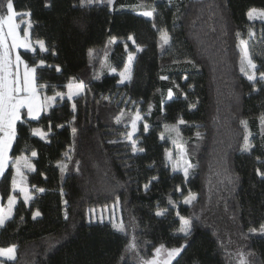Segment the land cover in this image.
<instances>
[{
  "label": "trees",
  "instance_id": "obj_1",
  "mask_svg": "<svg viewBox=\"0 0 264 264\" xmlns=\"http://www.w3.org/2000/svg\"><path fill=\"white\" fill-rule=\"evenodd\" d=\"M12 2L16 13H31L30 40L48 49L19 50L30 65L44 61L40 95L65 94L70 82L84 88L72 100L57 96L38 119L17 122L0 177L1 203L17 199L0 227V249L13 247L14 257L0 264H143L161 245L184 244L171 264H264V179L257 174L264 172V103L258 115L248 113L264 81L240 70V42L251 30L255 74L264 72V23L247 17L252 9L264 11V0ZM136 6L153 16L137 14ZM134 47L140 50L130 80L121 85L116 73ZM137 110L149 125L135 137L142 152L128 139ZM171 129L185 141L187 176L166 160ZM22 156L33 166L23 168L28 202L12 190V161ZM189 195L195 199L185 204ZM111 205L119 208V227L90 220L92 209ZM181 217L192 224L187 239ZM133 238L136 247L128 250Z\"/></svg>",
  "mask_w": 264,
  "mask_h": 264
},
{
  "label": "snow or ice",
  "instance_id": "obj_2",
  "mask_svg": "<svg viewBox=\"0 0 264 264\" xmlns=\"http://www.w3.org/2000/svg\"><path fill=\"white\" fill-rule=\"evenodd\" d=\"M83 2V0H82ZM91 0H89V3ZM111 3L112 0H109ZM0 7L6 9V12H0V177L4 176L6 171V167L9 164V157L8 153L12 147L13 142L17 136V122L24 123L26 120H36L39 118V115L42 111L46 108H50L56 102V97L59 96L61 99L64 96V93L56 92L53 96H44L43 99H40V92L39 89L46 87L45 85H38V70L44 67V61L41 59L38 62L34 61L33 64H29L22 58L21 54H15L16 49L23 48L26 51H31L35 53L36 47L33 45L32 41L30 40V33L29 31H24L23 37H21L18 33L19 25L15 22L17 13L14 10V5L12 0H5L3 5ZM256 9H252L249 11L248 15L249 18H252L253 13H256ZM142 16L152 17L153 11H143L139 13ZM30 17L31 13H25ZM259 15L264 16V11L260 12ZM155 27V24L153 25ZM28 28H31V24L29 22ZM239 36V33H237ZM129 40H132L135 43L132 36L128 37ZM161 39L163 44L167 45L169 43V36L167 32L161 30ZM9 40L11 43L9 44ZM241 72H245V64L247 68L252 69V73L248 75V79L250 81L256 80L255 70L257 68L256 64L253 62V59L249 53L247 42L241 40ZM38 45L39 50L41 52L47 51L48 49L45 46L44 41L37 40L35 42ZM140 49L138 48L137 51ZM134 57L129 54L128 56V63L131 65ZM191 63V61H188ZM59 71V69H57ZM129 69L126 67L125 72L121 73L122 80L123 79H130ZM161 79H168L167 77H161ZM260 79L264 80V72L260 73ZM75 87L77 90H82L84 85L82 82L80 83H69V93L68 99H72V89ZM173 96L172 90L169 89L168 91V99L171 100ZM151 108V106H150ZM22 110H26V112H22ZM73 110H75V105H73ZM22 116L25 119H22ZM142 119L139 111H136L135 117L132 119L131 127L132 132L128 134V139L132 140V136L137 129V122ZM261 125L264 127V116H261ZM180 123H184L183 120ZM242 123L246 126V121H242ZM62 127V125H61ZM144 131L147 132L149 129V125L147 123L143 126ZM174 131V129H173ZM33 135H40L42 139L45 138L44 133L40 132L39 129L32 130ZM244 146L245 148L251 147L248 143V137H244ZM133 151H143L142 148L137 149L135 142L132 143ZM37 153L35 151L31 152V156L35 157ZM187 164V162L185 161ZM12 167L16 170V175L13 176L12 179V190L15 191L19 188V191L24 194L25 202H27L31 197L28 195L24 183L26 181V177L24 173L21 171V168H28L32 170V164L27 157H18L12 161ZM188 167H191L190 164H187V167L184 169V175H188ZM257 174L264 179V172L257 170ZM19 177V180H17ZM228 183H233L232 179L228 180ZM148 188V185H145V189ZM179 191V188L176 189ZM39 191H44L43 189H39ZM195 199L194 196H189L188 198L184 199L185 204H189L191 200ZM15 196L9 195L8 197V212H11L12 206L15 203ZM66 203V202H65ZM169 204L175 207V201L171 198L169 199ZM164 214V210H158L156 212L157 216H161ZM40 213L37 211L33 219L39 216ZM177 215L179 213L177 212ZM8 217L4 214L2 210H0V227L5 225V220ZM67 213H65V219H67ZM181 219V227L179 229L180 232L183 233L184 238L187 239L192 234V224L189 219H185L183 217ZM264 227V226H262ZM123 231V226L121 225L120 228ZM135 238L133 241L129 243L127 246L128 250L135 249ZM187 247V244L181 245L177 248H172L166 251V258L160 259V254L162 249L164 248L161 245L160 248L156 249V256L151 259L144 261L143 264H171V261L180 255V253ZM14 252V248L10 247L8 249H0V255L7 254L9 257L12 256ZM241 264H245L242 260Z\"/></svg>",
  "mask_w": 264,
  "mask_h": 264
},
{
  "label": "rangeland",
  "instance_id": "obj_3",
  "mask_svg": "<svg viewBox=\"0 0 264 264\" xmlns=\"http://www.w3.org/2000/svg\"><path fill=\"white\" fill-rule=\"evenodd\" d=\"M113 1L114 0H112V2ZM256 10H257V12L253 13L252 18H249V15L247 14L248 20L250 22H263L264 23V16L259 15V13L262 12V10H258V9H256ZM135 11H136L137 14H139V13H141L143 11H151V10L147 9V8L136 6L135 7ZM18 17H19V19H18ZM20 17H22V18L20 19ZM144 17H146V16H144ZM146 18H150V17H146ZM15 22L19 25V28H18L19 35L21 37H23L24 31H26V30L29 31V29H30V28H28V24H29L28 16L24 15V14L17 13V17H16ZM251 35H252V31L251 30H247V33H246V35H244V38L242 40L247 42V39ZM130 42H131V44L133 43L131 40H130ZM10 43H11V41L9 40V44ZM32 43H33L34 46H38V45L35 44V42H32ZM240 45H241V43H240ZM20 49L25 50L23 48H20ZM20 49H16L15 52L13 53V55H15L17 53L19 54V50ZM137 49H138L137 47H134L135 52H130L129 53V54H131L134 57L131 65H129L128 58H127V61H126L125 65H124L123 69L120 72L116 73L118 75V77H119V83L121 85L125 84V83H128V81L130 80V79H123L122 80L121 73H124L125 72V68L127 67L129 69V73H127L126 75L130 74V77H131L132 66H133V63H134V60H135ZM129 54H128V56H129ZM245 67H246V71H245L246 72V76L248 77V75L251 74L253 70L247 68L246 64H245ZM111 73H115V72L111 71ZM256 78L260 79V75L256 74ZM71 83L75 84V83H78V82H71ZM82 90H77V89H75V87H73V89H72V93H73L72 99L74 97H76L77 95H79L82 92ZM68 93H69V88L67 87L66 93L64 94V96L66 98H68ZM40 99L42 100L41 97H40ZM72 99H69V100H72ZM263 103H264V93L258 94L255 97L254 104H253L252 108L248 111V113L250 115H258L259 108H260V106ZM22 112H26V110H22ZM135 114H136V112L133 114L132 119L135 117ZM131 123H132V120H131V122L128 125V134L132 132ZM144 124L145 123L143 122L142 119L137 122V129H136L135 133L132 136V140H130L132 143L135 142V144H136L137 141H136L135 137H136L137 132H138V127L140 125L144 126ZM168 134H169V136L171 138L172 143H171V146H170L169 150H167L166 160H167L168 164L170 165V167L172 168V170L174 172L181 173L183 176H185L184 175V169H185V167H187V164H190V162H189V160L187 158V155H186L185 141L180 136H178L176 131L175 130L173 131V129H171ZM37 136H39L41 138L40 135H37ZM8 157H9V153H8ZM9 160H10V157H9ZM185 161L187 162V164L185 163ZM190 168L191 167H188V169H187L188 172H189ZM14 170H15V168H14ZM21 171L23 172V167L21 168ZM14 174L16 175V170H15ZM17 180H19V177H17ZM24 187H25L28 195L30 196V193L28 191V187L25 185V183H24ZM16 190L19 191V188H17ZM20 195H21L22 198H24V194L23 193L20 192ZM189 196L185 197L184 199L188 198ZM191 196H193V195H191ZM184 199H183V201H184ZM7 209L8 208H6V206H3L1 204V201H0V210L6 211ZM89 216H90V220L94 221V222L109 223L110 225H112L113 227H116V228L120 226V212H119V208H118L117 205H111L110 207H105V208L92 209L90 211V215ZM180 225H181V220H180ZM160 247H158V248H160ZM156 249L154 250L152 257L149 260L153 259L156 256ZM165 250H169V249H166V248L162 249L161 254H160V259L166 258V251ZM5 256H8V255L6 254ZM13 257H14V252L12 253V256L10 257V260L13 259Z\"/></svg>",
  "mask_w": 264,
  "mask_h": 264
},
{
  "label": "crops",
  "instance_id": "obj_4",
  "mask_svg": "<svg viewBox=\"0 0 264 264\" xmlns=\"http://www.w3.org/2000/svg\"><path fill=\"white\" fill-rule=\"evenodd\" d=\"M20 50H22V49H20ZM68 87V86H67ZM40 97L43 99V97L40 95ZM45 110H47V108L45 109ZM44 110V111H45ZM44 111H42L41 113H40V115L44 112ZM39 115V116H40ZM35 136H37V135H35ZM39 137V136H38ZM9 161H11V159L9 160ZM10 163V162H9ZM13 171H14V173H15V170H14V168H13ZM13 173V176H15V174ZM15 191H18V190H15ZM28 191H29V193H30V188H28ZM19 192V191H18ZM20 193V192H19ZM30 197L32 198V195L30 194ZM24 201H25V198H22ZM30 200V199H29ZM28 200V201H29ZM1 201V200H0ZM27 201V202H28ZM16 202H17V199L15 200V203H14V205L12 206V209H11V212L9 213L8 212V209L6 210V211H3L4 212V214L8 217L6 220H8L9 218H10V216H11V214H12V212H13V208H14V206H15V204H16ZM3 206H6V208H8V200L5 202V203H1ZM5 220V221H6ZM10 248V247H9ZM6 249H8V248H6ZM6 255V254H5ZM5 255H0V258H2V259H7V260H10V257L9 256H5Z\"/></svg>",
  "mask_w": 264,
  "mask_h": 264
}]
</instances>
